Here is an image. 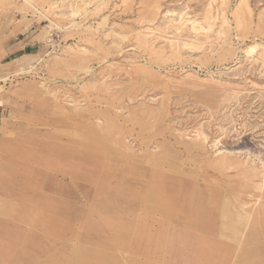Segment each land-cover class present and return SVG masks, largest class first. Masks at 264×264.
<instances>
[{
	"label": "rangeland",
	"instance_id": "1",
	"mask_svg": "<svg viewBox=\"0 0 264 264\" xmlns=\"http://www.w3.org/2000/svg\"><path fill=\"white\" fill-rule=\"evenodd\" d=\"M16 18L0 264H264V0H0Z\"/></svg>",
	"mask_w": 264,
	"mask_h": 264
},
{
	"label": "crops",
	"instance_id": "2",
	"mask_svg": "<svg viewBox=\"0 0 264 264\" xmlns=\"http://www.w3.org/2000/svg\"><path fill=\"white\" fill-rule=\"evenodd\" d=\"M28 20L31 19L16 18L9 25L5 23L4 19L0 20V75L13 72L19 65V63H15L18 58L31 56L35 53L36 42L30 39L33 30L27 34L28 29L22 28L23 23H28Z\"/></svg>",
	"mask_w": 264,
	"mask_h": 264
},
{
	"label": "bare ground",
	"instance_id": "3",
	"mask_svg": "<svg viewBox=\"0 0 264 264\" xmlns=\"http://www.w3.org/2000/svg\"><path fill=\"white\" fill-rule=\"evenodd\" d=\"M184 42H186V41H184ZM187 43V42H186ZM192 44V43H191ZM251 48H253V47H251ZM253 50V49H252Z\"/></svg>",
	"mask_w": 264,
	"mask_h": 264
}]
</instances>
